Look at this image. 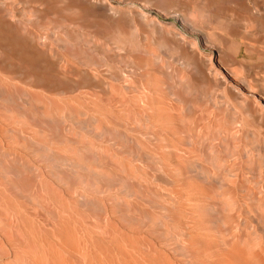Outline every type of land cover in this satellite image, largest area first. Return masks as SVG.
<instances>
[{
    "label": "rangeland",
    "instance_id": "obj_1",
    "mask_svg": "<svg viewBox=\"0 0 264 264\" xmlns=\"http://www.w3.org/2000/svg\"><path fill=\"white\" fill-rule=\"evenodd\" d=\"M164 1L0 0L3 264H264V0Z\"/></svg>",
    "mask_w": 264,
    "mask_h": 264
},
{
    "label": "bare ground",
    "instance_id": "obj_2",
    "mask_svg": "<svg viewBox=\"0 0 264 264\" xmlns=\"http://www.w3.org/2000/svg\"><path fill=\"white\" fill-rule=\"evenodd\" d=\"M168 4H169V1H168ZM158 5L161 6V7H163L162 9H164V10L167 9V8H165L166 2L164 0H159V4ZM151 20L153 21V27L155 28V30L159 34H168L169 35L170 33H172V36L176 37L177 34H176L175 31H173V30H170V31L166 30L163 27V24L161 22L157 21L154 18H152ZM185 37H187V36H179V37H176V41H177V44L179 46L183 47L185 45V43H188L189 40H187ZM192 43H193V41H192ZM190 56H191V58H194L195 57V54L190 53ZM109 101L111 102V107H113V103H112L113 102V99H112V96H110ZM72 238H73L72 236H67L66 239L64 240V244L65 245H68V246H71V244L74 242V240ZM51 242H52V239H51ZM51 244H52V246L53 245H56L53 242ZM65 251L66 252H70V250H67L64 245H62V249H53L52 251H50L48 253L49 254V263L50 264H62L63 261L67 259V256L64 254ZM10 255L17 257L16 258L17 260H21V261H22V259L26 260V258L23 255V253H21L18 249H14V255H13V253L9 252L8 250H5V251H2L1 252V256H10ZM0 264H3V262H0ZM21 264H23V262Z\"/></svg>",
    "mask_w": 264,
    "mask_h": 264
}]
</instances>
